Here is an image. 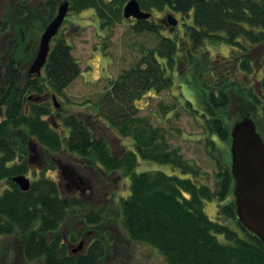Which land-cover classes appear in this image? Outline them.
<instances>
[{
	"label": "trees",
	"instance_id": "16d2710c",
	"mask_svg": "<svg viewBox=\"0 0 264 264\" xmlns=\"http://www.w3.org/2000/svg\"><path fill=\"white\" fill-rule=\"evenodd\" d=\"M127 1L69 0L72 11L95 9L103 26L120 20ZM139 2L143 9L171 8L182 17H190L191 22L185 24L187 39L181 38L186 45L182 55L177 41L161 34L156 22L139 20L137 26L141 24V30L159 34V46L148 49L136 64L112 81L99 105V114L120 134L134 138L136 150L127 151L119 158L103 139L94 137L88 122L80 115L56 111L55 118L63 119L67 131L62 128L59 131L57 126L61 124L50 117L53 113L48 94L63 93L81 73L69 40L64 35L53 38L43 68L45 76L25 72L22 64V59H34L37 48L27 50L22 59L16 55L19 47L30 43L37 28L32 22H41L39 32H42L56 15L58 0H46L34 7L28 0H22L7 13L0 31H7L12 25L10 38L11 44L16 42V49L4 61L0 51L3 69L0 77V256L6 250L2 238L11 235L23 238L22 253L26 260H40L42 264H101L107 253V246L98 240L85 253L74 254L62 234L63 225L68 226L75 218L86 227L101 223L105 219L102 209L81 214L87 203L83 197L62 195L58 182L43 174L31 180L27 191L13 181L14 176L32 170L29 143L33 140L46 151H66L83 164L129 175L130 194L119 202L124 228L131 240L154 246L169 264H264V242L239 220L235 201L225 202L235 183L229 164L218 162L215 188L198 182L199 168L183 160L177 149H170L161 129L134 114L137 97L148 90L159 92L170 87L175 65L186 64L192 68V73H186L190 76L188 82L203 95L205 108L199 114L212 136L210 141L215 143L214 136L230 140L231 127L226 115L229 91L243 90L257 103L263 96L256 87L263 92L264 79L252 87L239 73L254 72L252 61L257 49L262 50L264 61V0ZM169 16L161 18L165 25L170 23ZM26 20L31 21L28 27L24 24ZM209 40L227 43L232 49L231 56L223 62L204 58L202 48ZM189 104L192 106L190 100ZM191 109L198 111L193 106ZM258 130L264 138V123ZM138 156L169 163L182 174L163 170L138 172ZM47 168H56V165L49 162ZM212 200L219 202L217 219L210 218L205 210L206 202ZM71 238H75L74 233Z\"/></svg>",
	"mask_w": 264,
	"mask_h": 264
},
{
	"label": "rangeland",
	"instance_id": "374dc122",
	"mask_svg": "<svg viewBox=\"0 0 264 264\" xmlns=\"http://www.w3.org/2000/svg\"><path fill=\"white\" fill-rule=\"evenodd\" d=\"M21 1L0 0V30L4 25L7 13L16 8ZM45 1L28 0V3L31 7H34ZM64 1L58 0V5ZM143 10L152 13L153 16L151 19L149 18L150 22L157 23L161 34L170 36L177 41L183 55L186 45L185 43L182 44L185 41L181 38L187 39L185 24L186 22L190 23L191 18L182 17L179 12L167 7L161 11L155 8ZM27 14H29L28 10H26L25 15L27 16ZM167 15H173L177 19L175 26L171 23L165 25V21L160 23L159 18ZM139 20L145 19L124 17L122 8L120 20L113 25L103 26L102 20L95 9L87 8L80 12L69 9L56 34L57 36L64 35L72 44V53L80 64L81 73L63 90V93L56 94L58 107L54 103L53 93L48 94L47 98L52 104L53 113L50 114V117H52V120L56 119L54 115H56L57 110L63 115L70 113L80 115L88 122L94 137L103 139L113 155L118 158L122 157L127 151L136 150L134 138L132 135L120 134L115 126L99 114V105L112 81L125 69L136 64L148 49L159 46L161 39L159 34L146 29L141 30V24L137 26ZM24 24L28 27L31 25V21L26 20ZM32 24H37V28L33 30L34 32L29 40L30 43L24 45V47H19L17 50L16 55L19 59L26 55L27 50L32 51L36 48L38 50L40 36L44 30L39 32L41 22L35 21ZM170 26L171 28H169ZM11 31H13L12 25L7 31H0V51H3L1 61L10 57L14 51L13 49H16V42L11 44ZM202 49L204 51L203 56L207 60L210 58L223 62L232 54L231 46L225 42H212L209 40L204 43ZM262 57V50L257 49L253 54L252 61L254 72L251 74L239 73L247 85L255 87L257 86L256 82L264 79V61ZM31 62L22 59L25 72L28 71ZM171 73L173 83L170 87L159 92L155 89L145 91L134 100L136 105L134 114L148 121L153 127L161 129V133L165 135L170 149H177L183 160L199 168L196 180L215 188L216 174L219 170L218 162L231 166V139L226 141L214 136L215 143L210 141L212 136L205 126L204 118L199 114L205 108L203 95L190 85L188 82L190 76H186V73H192V68L190 70V67L186 64L179 67L175 65ZM2 74L3 69L0 65V77ZM42 75L45 76V69H43ZM246 88L243 86L244 90ZM256 89L263 94L261 101L258 103L252 100L247 92L243 90L233 89L229 91L230 103L226 114L229 127H232L236 121L244 116L249 115L255 121L257 129H261L264 123V91L261 92L259 86ZM189 100L192 102V106L198 109L197 112L191 109L192 106L189 104ZM56 120L61 124L57 126L59 131L61 128L68 130L62 118ZM65 152L52 153L40 146L30 148L32 170L26 176L30 180H34L43 174L56 180L61 187L62 195L65 196L67 194L65 186L67 184L72 185V183L62 177L57 161L70 164L75 171L80 169L76 163L78 161H74L72 159L74 157ZM137 158L136 170L138 172L163 170L167 173L182 174L180 169L172 167L169 163L143 159L140 156ZM49 162H53L56 168H47ZM102 170L103 187L82 196L87 203L80 213L85 214L92 209L95 211L102 209L105 219L97 225L87 227L83 226L84 223L77 221L79 220L77 218L71 220L72 222L68 226L63 225L62 234L66 239L70 252L74 254L85 253L94 242L99 240L100 243L107 246V253L101 264H169L163 253L157 248L148 243L131 240L124 228L123 220L120 218L119 202L122 197H127L130 194L129 175L123 171L109 172ZM76 196L80 195L77 194ZM232 200L235 201L234 187L225 202ZM218 207L219 202L217 200L206 202L205 210L210 218L217 219ZM79 231L82 234L78 235ZM73 233L74 239L71 238ZM218 237L224 240L223 235ZM2 240L6 250L3 256H0V264H42L40 260L28 261L23 256V238L11 235L4 236ZM81 242H83V245L79 249Z\"/></svg>",
	"mask_w": 264,
	"mask_h": 264
},
{
	"label": "water",
	"instance_id": "95a60500",
	"mask_svg": "<svg viewBox=\"0 0 264 264\" xmlns=\"http://www.w3.org/2000/svg\"><path fill=\"white\" fill-rule=\"evenodd\" d=\"M69 9V0L59 4L56 15L44 28L37 53L28 69L29 74L37 76L42 74L51 50L52 40L58 33ZM123 15L126 18L149 19L152 13L143 10L139 0H128L123 7ZM169 21L174 26L177 24V19L173 15L169 16ZM52 97L58 107L56 95ZM230 135L232 155L230 168L235 180L234 195L237 215L242 224L264 242V138L249 115L233 124ZM29 144L30 148L39 146L33 140ZM57 165L64 179L70 180L76 176L70 164L59 161ZM13 181L23 191L30 189L31 180L26 174L14 176ZM82 245L83 242L80 243L79 249Z\"/></svg>",
	"mask_w": 264,
	"mask_h": 264
},
{
	"label": "flooded vegetation",
	"instance_id": "af4514ba",
	"mask_svg": "<svg viewBox=\"0 0 264 264\" xmlns=\"http://www.w3.org/2000/svg\"><path fill=\"white\" fill-rule=\"evenodd\" d=\"M151 17H150V19H151ZM159 20L161 23V18H159ZM97 139H101V138H97ZM67 154L69 155L70 153H67ZM72 159H74V161H76V160L78 161L76 163L80 169L75 171L76 176L72 177L69 180L72 183V185L67 184L65 186V191L67 193L65 196H73V194H76V195L79 194L80 196L88 195L89 192H95L96 189L103 187L104 184L102 183V180H101L102 176L99 175L100 172L102 174L103 170L101 169L100 166L95 168L93 166L83 164L82 162H80L81 159H79V158H72ZM57 162H59V161H57ZM78 177H80V178H78ZM94 179H95V181H94ZM60 189H61V187H60ZM71 192H73V193H71ZM74 192H77V193H74Z\"/></svg>",
	"mask_w": 264,
	"mask_h": 264
}]
</instances>
